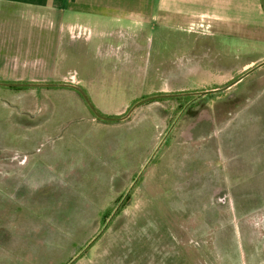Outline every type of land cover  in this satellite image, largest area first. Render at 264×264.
Masks as SVG:
<instances>
[{
    "label": "rangeland",
    "instance_id": "rangeland-1",
    "mask_svg": "<svg viewBox=\"0 0 264 264\" xmlns=\"http://www.w3.org/2000/svg\"><path fill=\"white\" fill-rule=\"evenodd\" d=\"M5 10L0 64L15 79L0 80L73 83L109 116L150 95L224 86L264 53V39L176 20ZM263 81L264 65L236 87L152 99L116 121L97 118L72 88L0 86V158L39 174L32 188L0 178V245L10 240L0 264H262L264 192L238 183L257 171L236 169L234 187L211 144L227 117L259 119ZM15 97L26 115L12 111Z\"/></svg>",
    "mask_w": 264,
    "mask_h": 264
},
{
    "label": "crops",
    "instance_id": "crops-1",
    "mask_svg": "<svg viewBox=\"0 0 264 264\" xmlns=\"http://www.w3.org/2000/svg\"><path fill=\"white\" fill-rule=\"evenodd\" d=\"M5 7L30 9L35 14L45 12L56 14L59 22L64 17L74 19L92 17L96 18L98 22H106V20L117 22L128 19L131 23H137V21L142 23L144 20L150 19H163L164 21L176 20V24H184L188 28L190 22L203 19L209 23L207 33L214 36L219 32H227V34L234 33L235 35H242L252 40L264 39V0H0V14H12L6 11ZM263 60L264 53H260L255 58L241 62L240 65L245 68H250ZM244 78L231 87H236ZM0 79L14 80L15 78L10 76L7 71L4 72L3 66L0 64ZM13 100L15 101L13 103L15 106L12 111H19L20 108L18 107L22 103L19 101L20 97H15ZM258 102H254V105L256 103L259 119L256 122L255 120H251L253 123L251 127L247 123L242 126L237 124L236 114L231 115L223 123V129L227 131V134L218 135V138H216L218 140L221 139L223 142L226 141L223 145L224 147L219 149V146L216 144L218 140H215L214 143L212 142L211 146L218 156H220L218 161L221 159L224 163L228 164V176L233 180L232 184L234 187L237 186L236 180L238 176L236 175V169L243 174L251 173L254 170L257 171L256 176L248 177L243 183L240 181L238 183H240V186L245 185V187L251 189L258 187L264 192V85L259 92ZM19 112L25 114V112ZM250 113L252 112L250 111ZM11 124L26 125V123L16 122L14 120L11 121ZM241 129L243 134H237L236 132H240ZM241 162L244 164H249L250 162L252 164L249 166L247 164L245 166L239 164L238 168L236 164ZM24 164L17 163L15 159L7 160L5 157L0 158V178L2 176L8 177L9 174V180H15V183L18 179L20 180L16 183V187L20 185L22 188L36 187L35 185L29 184V180L32 177H38L39 174L37 172L22 173L18 171ZM242 169L243 171H241ZM228 185V189L231 191L232 186L230 181H228ZM256 210L254 212L258 213ZM258 210H260V207ZM256 225L252 222L253 233ZM233 227L237 230L235 225ZM33 228L38 229V226L36 225ZM39 231L42 232L41 230ZM237 231L239 232V230ZM263 234L264 229L261 230L262 240L260 241L261 244L258 250L262 264H264ZM9 241L6 239L1 241V252L4 251V242ZM1 264H4V261H1Z\"/></svg>",
    "mask_w": 264,
    "mask_h": 264
},
{
    "label": "water",
    "instance_id": "water-1",
    "mask_svg": "<svg viewBox=\"0 0 264 264\" xmlns=\"http://www.w3.org/2000/svg\"><path fill=\"white\" fill-rule=\"evenodd\" d=\"M264 64V60L259 62L258 64L248 68L245 72L237 76L235 79L230 81L229 83L225 84L224 86L218 87V88H212V89H204V90H195V91H186V92H170V93H159V94H154L150 95L144 98H141L137 101H135L128 109L127 111L121 115V116H109V115H104L100 113L92 104L91 100L89 99L87 93L80 87L77 86L73 83H67V82H5V81H0L1 86H28V87H51V86H57V87H68L76 90L79 92V94L83 97L84 101L92 111V113L99 119L102 120H123L127 118L131 112L141 103L152 100V99H159V98H169V97H179V96H186V95H193V96H203L209 93H214V92H220L223 90H226L230 88L233 84L237 83L240 81L242 78H244L246 75L251 73L253 70L257 69L261 65Z\"/></svg>",
    "mask_w": 264,
    "mask_h": 264
},
{
    "label": "built area",
    "instance_id": "built-area-1",
    "mask_svg": "<svg viewBox=\"0 0 264 264\" xmlns=\"http://www.w3.org/2000/svg\"><path fill=\"white\" fill-rule=\"evenodd\" d=\"M189 30H201L208 32L209 30V23L204 21L203 19H200L195 22H190L188 25Z\"/></svg>",
    "mask_w": 264,
    "mask_h": 264
},
{
    "label": "trees",
    "instance_id": "trees-1",
    "mask_svg": "<svg viewBox=\"0 0 264 264\" xmlns=\"http://www.w3.org/2000/svg\"><path fill=\"white\" fill-rule=\"evenodd\" d=\"M10 88H21V87H17V86H11ZM74 90V89H73ZM74 91H76V90H74ZM77 92V91H76ZM78 94H79V92H77Z\"/></svg>",
    "mask_w": 264,
    "mask_h": 264
}]
</instances>
